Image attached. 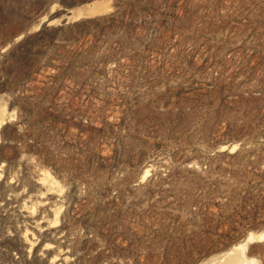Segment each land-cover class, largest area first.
Wrapping results in <instances>:
<instances>
[{
	"label": "rangeland",
	"instance_id": "obj_1",
	"mask_svg": "<svg viewBox=\"0 0 264 264\" xmlns=\"http://www.w3.org/2000/svg\"><path fill=\"white\" fill-rule=\"evenodd\" d=\"M243 242L264 264V0H0V264Z\"/></svg>",
	"mask_w": 264,
	"mask_h": 264
},
{
	"label": "bare ground",
	"instance_id": "obj_2",
	"mask_svg": "<svg viewBox=\"0 0 264 264\" xmlns=\"http://www.w3.org/2000/svg\"><path fill=\"white\" fill-rule=\"evenodd\" d=\"M251 237H253L252 234L249 238ZM245 245L246 244L244 242L234 245V247L227 252L226 257L223 258L222 261L219 262V264H249L245 260L236 259V256L233 255V254H236L237 251L239 253V250L242 249Z\"/></svg>",
	"mask_w": 264,
	"mask_h": 264
}]
</instances>
